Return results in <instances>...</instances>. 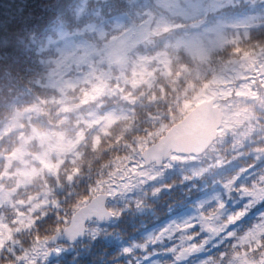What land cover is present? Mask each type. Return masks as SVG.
<instances>
[{
  "label": "trees",
  "instance_id": "trees-1",
  "mask_svg": "<svg viewBox=\"0 0 264 264\" xmlns=\"http://www.w3.org/2000/svg\"><path fill=\"white\" fill-rule=\"evenodd\" d=\"M157 2L0 0V101L8 102L6 110L0 109V190L8 194V200L0 202V225L7 229L0 232V264H144L140 258L154 249L161 250L157 253L159 264H208L220 247L229 250L230 264H264V232L247 234L261 222V215L249 216L252 206L231 200L228 209L239 213L237 229L232 238L225 237L227 245L215 240L209 243L190 217L197 209H207L204 214L210 218L208 212L222 206L221 202L217 208H209L213 200L220 201L218 194L207 185L187 180L183 185L173 184L179 173L172 166L146 182L129 174L141 149L153 142L152 136L158 138L170 126L157 103L169 94L177 102L190 97L183 100V116L200 99L230 86L219 99L225 113L221 131L205 151L216 159L224 154L225 144L235 147L257 131L253 108L264 107V79L258 78L254 65L249 64L264 58V0H214L218 5L214 8L209 0H203L209 9L202 8L191 18L160 14ZM235 14L250 18L247 30L232 24ZM161 15L169 25L155 29ZM220 24L225 38L211 43ZM142 25L151 28L139 40H121L118 59L100 58L107 44L111 48L125 33ZM61 32L66 38H61ZM188 38L201 42L203 55L187 48L183 42ZM68 40L89 47L87 63L67 66L64 44ZM58 65L70 77L84 75L85 81L52 84V71ZM245 69L252 80L240 91L237 82L244 78L239 72ZM230 74L236 77L230 83L223 81ZM93 82L103 88L92 95ZM109 113L114 116L112 121L106 119ZM117 125L118 135L114 132ZM134 129L152 135L137 136L135 146L129 147L126 137ZM8 136L12 139L6 141ZM59 140L70 143L60 146ZM88 150L94 151L103 165L53 189L46 174L58 171L56 161L71 155L75 162ZM49 151L51 157L44 158ZM20 152L27 160L25 166L35 168L28 178L22 175L24 164L14 156ZM128 175L131 180L127 182ZM53 191L70 202V216L96 193L112 192L108 205L114 214L107 222L87 223L84 239L59 243L63 251L56 259L45 256V241L61 230L70 216L61 211L67 222L56 224L55 217L40 220L27 210L34 203L39 207L38 199L47 205ZM20 192L35 195L26 200ZM182 209L186 211L170 220L171 228L180 226V231L163 237L164 226L159 221ZM185 223L186 244L193 247L191 254L182 256Z\"/></svg>",
  "mask_w": 264,
  "mask_h": 264
},
{
  "label": "clouds",
  "instance_id": "clouds-1",
  "mask_svg": "<svg viewBox=\"0 0 264 264\" xmlns=\"http://www.w3.org/2000/svg\"><path fill=\"white\" fill-rule=\"evenodd\" d=\"M142 2V0H138ZM179 31V30H178ZM102 48V45H98ZM101 59L103 57L101 56ZM184 99L190 97H182L179 102L171 98V94L167 99H158L157 103L163 110L164 119L169 125L182 118L181 108ZM7 101H0V109H7ZM103 103V100H101ZM116 103V98H113ZM254 120L259 126L252 137L238 141L235 147L228 144L224 146V154L216 159L209 156L207 152L200 153H174L168 155L163 153L161 160L157 163L160 165L159 171L164 172L166 165L178 171L179 175L173 184L183 185L185 181L192 184L207 185L211 192L220 196V201L213 200L209 208H217L222 202V206L218 211L208 212L205 217L204 210H195L190 222L194 226H198L204 234V239L211 243L213 240L223 245L228 244L232 238L233 232L237 229L238 223L236 217L239 213L228 209L231 200H239L240 203L252 206L253 210H261L260 220L264 222V107H254ZM119 125L114 128V132L118 135ZM152 135L151 132H145L142 129H134L126 137L129 147H134L137 136ZM6 141L12 139L11 136L5 138ZM153 141L157 138L152 136ZM94 148V145H93ZM59 169L57 172H48L46 177L53 189L61 184H67L76 181L81 177L88 175V169L92 167H101L103 160L97 159V154L88 150L83 159L73 162L71 155L66 156L63 160H57ZM26 200H31L34 192H20ZM38 204L28 206V211L40 220H47L55 217L54 223L60 224L67 222L61 217V211L70 216L69 201L61 199L58 191H53L50 202L44 205L43 199H38ZM35 209V211H33ZM215 225V230L210 231L208 224ZM230 252L226 247L217 248L214 256L209 257L208 264H230Z\"/></svg>",
  "mask_w": 264,
  "mask_h": 264
},
{
  "label": "rangeland",
  "instance_id": "rangeland-1",
  "mask_svg": "<svg viewBox=\"0 0 264 264\" xmlns=\"http://www.w3.org/2000/svg\"><path fill=\"white\" fill-rule=\"evenodd\" d=\"M202 1L203 0H160L162 6L164 8L163 9V8H161V5H160L159 0H158L156 7H157L158 12L160 14H165V13L180 14V15L184 16L185 18H191V17L195 16L196 13H198V11H200L202 8H208L209 9V7H207V5L202 3ZM213 1L214 0H209V3L213 6L212 8L217 7L218 5L216 3H214ZM216 1H219V0H216ZM234 16H235L234 17L235 22H233L232 24L240 26V27H243V28H245V30H247L246 26L249 24L250 18L244 16V14H242V15H236L235 14ZM194 23H195V21H194ZM195 24H197V22ZM168 25H169V22L165 19V17L163 15H161L159 18H157L156 23L154 24L153 27L155 29H162V28H166ZM220 27H221V24L216 28L215 31H213L215 37H214V39L211 38V43H216V42L221 43L223 41V39L225 38L224 36H222L220 34ZM148 28L150 29L151 27L149 25H142V27H140V28L128 31L127 33H125L122 36L121 39H118L117 41H115L111 45L112 46L111 48H110L109 44H107V47L104 50L102 57L104 59H113V60L118 59L122 55V49H121L122 47L119 44L120 41L123 40L124 38H131V39H134V40H139L145 35V33H146L145 31L148 30ZM205 30H208V29H205ZM209 34H212V32H210ZM60 36H61V38H66L65 34L63 32L60 33ZM71 43H72V41L68 40L67 42L65 41V44H64L65 45L64 51H66L64 60L67 61V66L69 67V64L71 62L87 63V61H86L87 60L86 51L89 50V47H86V46H84L81 43H76L75 45H72ZM183 43L187 46L188 49L196 52L200 56L203 55L204 50H203V46H202L201 42L188 38V39H185V41ZM109 48L111 50H109ZM67 50H71V52H67ZM258 64L259 63H257V64L250 63L249 65H254L255 69L257 70ZM247 68H248V66H247ZM245 70H247V71L239 72V76L243 75V78H244L242 81L237 82V85H239V90L240 91H243V90L247 89L244 86L249 84L251 82V80H252V78L250 77L251 73H250L249 69H245ZM52 72H53L52 73L53 77L51 79L52 84H57V85L58 84H68V85H70V84H72V82L76 83L79 80H83V82L85 81L84 80V75H78L76 77L68 76L67 73L65 72V68H64V71H63L59 67V65ZM232 77L235 78L236 77L235 74H230V76L224 77L223 81H226L227 83H230L231 79H233ZM229 87H230L229 85L221 87L220 90L217 91V94H219L220 96H224V94L229 92L228 91ZM96 88L99 91L102 90L103 84H99V83L93 82L92 89L96 90ZM106 119H108L109 121H112L114 119V116L112 115V113H109V114H107ZM58 143L60 144V146H65L66 144H69L70 142L69 141H64V140H59ZM22 154H23V152H20V153H16L14 156L19 158L20 161L24 164V166H22V175L24 177L28 178L30 173L32 171H34L35 168L34 167L27 168L25 166V164H27V160L22 157ZM43 157L49 159V157H51V151L46 153ZM49 166L51 167V163H49ZM141 166L142 165L140 163L139 164L135 163L130 168V172H134V171L138 172L136 180L139 181V182H146V181H148L150 179H153V178H155L157 176V174L159 172V170L157 168H155L154 166L146 167V168L145 167H141ZM128 180H130V179H128ZM7 200H8V194H5V192H2L0 190V202H6ZM248 206H250V205H248ZM209 219H211V218H209ZM183 220H185V219H183ZM167 224L168 225H163V226H166V228L162 231L163 237L164 236H169V234L171 232H174V231L176 232V230L180 231V229H179L180 226H178L176 228H171L170 222L167 223ZM4 227L2 225H0V232H1V230L4 229ZM208 228H209L210 231H214L215 230V225L212 224V223H209L208 224ZM5 229H6V227H5ZM182 230L183 231H182V234H181V244L180 245L181 246L184 245V246L182 247L180 252H181L182 256H184V255L187 256L188 253L191 254L190 251H192V250H190V249L193 246H192V244H188V245L186 244L187 231H188V227H187L186 223L182 226ZM6 231H7V229H6ZM262 232H264V222H260V223L256 224L255 227L250 229L248 233H251L252 235H255V234L262 233ZM159 236H158V238L156 240L159 239ZM0 238H1L0 239V242H1V240H3V237L1 236ZM156 240H154V241H156ZM156 242H158V241H156ZM166 242H169V241H166ZM136 245H139L141 247V249H144L146 247L144 244H136ZM159 247H163V245L161 244ZM176 247L177 246H175L173 248L174 251L177 249ZM155 253H158L160 255L161 250L160 249L159 250L154 249L153 252L145 253L140 258V261L142 259L150 256L151 254H155ZM146 264H159L158 258H156L154 260H151V262L146 263Z\"/></svg>",
  "mask_w": 264,
  "mask_h": 264
},
{
  "label": "water",
  "instance_id": "water-1",
  "mask_svg": "<svg viewBox=\"0 0 264 264\" xmlns=\"http://www.w3.org/2000/svg\"><path fill=\"white\" fill-rule=\"evenodd\" d=\"M264 75V64L261 67ZM216 98L203 100L195 105L182 120L171 126L157 142L145 148L141 158L145 164L161 160L163 153H200L203 152L216 138L223 113L215 105ZM108 193H98L90 201L76 210L70 218L69 224L60 232L54 233L47 244H56L58 241L73 242L81 239L85 232V223L91 218L106 221L112 215L106 206ZM58 250L50 249L47 256L56 257Z\"/></svg>",
  "mask_w": 264,
  "mask_h": 264
}]
</instances>
